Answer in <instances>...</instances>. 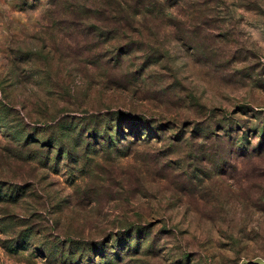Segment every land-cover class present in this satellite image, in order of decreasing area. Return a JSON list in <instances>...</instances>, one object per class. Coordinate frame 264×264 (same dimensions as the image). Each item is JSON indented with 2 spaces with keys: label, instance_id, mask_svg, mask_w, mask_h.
Instances as JSON below:
<instances>
[{
  "label": "rangeland",
  "instance_id": "1",
  "mask_svg": "<svg viewBox=\"0 0 264 264\" xmlns=\"http://www.w3.org/2000/svg\"><path fill=\"white\" fill-rule=\"evenodd\" d=\"M158 1V38L118 43L0 0V264H75L141 220L91 264H264V0ZM116 111L150 127L87 150Z\"/></svg>",
  "mask_w": 264,
  "mask_h": 264
},
{
  "label": "trees",
  "instance_id": "2",
  "mask_svg": "<svg viewBox=\"0 0 264 264\" xmlns=\"http://www.w3.org/2000/svg\"><path fill=\"white\" fill-rule=\"evenodd\" d=\"M51 6H55L59 3L62 6V15L65 18L64 21H71V29H75V23L79 22L77 26L80 33L96 34L98 31L103 34L109 35L111 41L123 43L126 41H132L136 38V42L144 43L148 39L158 38V15L163 13L159 12L161 3L158 0H154L152 4L148 0H53ZM55 8V7H54ZM155 16V18L153 17ZM153 17V18H152ZM148 18H152V22H149ZM93 22L96 24V29L91 32L83 27L84 23ZM151 24V25H150ZM152 27V28H151ZM83 30V31H82ZM107 32V33H106ZM125 44V43H124ZM123 44V45H124ZM133 44V43H132ZM123 57V56H122ZM96 125L91 128L89 126L82 127L78 136L80 142H84L87 139L86 149L89 150L91 146L90 139L101 138L105 145L113 144L114 132H121L126 126L130 127H150L146 119H140L134 116L124 114L120 111L105 115L103 117H96ZM101 123L99 124L98 122ZM224 128V127H223ZM224 130L229 137H231L228 129ZM233 130V129H232ZM123 133H125L123 131ZM225 133V134H226ZM233 131L231 132V134ZM226 135V136H227ZM244 140L238 144L240 148H245ZM234 142V140L232 141ZM101 144V143H100ZM261 146H264V136L262 138ZM60 156L64 157L65 154L70 155V152L62 148L59 150ZM141 225L137 226L133 223L129 227H125L126 231L123 233L113 234L110 240H105L101 244L86 243L82 245L83 251L79 254L77 262L75 264H91L93 256L100 257L104 254L106 247L110 246L113 239L123 241L132 239L134 233H145L149 229V223L140 221ZM148 227V228H147ZM64 248L70 246V249L74 247V240L67 238L64 243ZM23 246V245H22ZM71 258V257H70ZM71 260V259H70ZM85 261V262H84ZM88 261V262H87ZM72 264V263H71Z\"/></svg>",
  "mask_w": 264,
  "mask_h": 264
}]
</instances>
